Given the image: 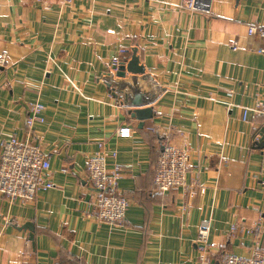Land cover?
<instances>
[{
  "label": "crops",
  "instance_id": "crops-1",
  "mask_svg": "<svg viewBox=\"0 0 264 264\" xmlns=\"http://www.w3.org/2000/svg\"><path fill=\"white\" fill-rule=\"evenodd\" d=\"M250 24L264 26V0H0V139H25L28 103H44L32 131L55 182L30 201L0 194V264H216L264 249V115L243 117L264 99V37ZM137 90L151 101L134 105ZM147 106L142 125L130 112ZM165 141L190 162L186 185L159 191ZM101 142L123 167L122 225L89 215Z\"/></svg>",
  "mask_w": 264,
  "mask_h": 264
},
{
  "label": "built area",
  "instance_id": "built-area-1",
  "mask_svg": "<svg viewBox=\"0 0 264 264\" xmlns=\"http://www.w3.org/2000/svg\"><path fill=\"white\" fill-rule=\"evenodd\" d=\"M71 1V0H66ZM183 5L192 8L195 0H182ZM248 34L264 37V26L250 24ZM234 48L237 47L235 43ZM264 52V47L258 49ZM125 52V49H121ZM1 63L5 56L0 58ZM115 65L120 64V59L113 60ZM46 106L41 101L28 103V116L26 125L28 135L25 139H19L11 135L0 139V194L11 201L18 199L30 201L35 199L38 191L55 185L50 176L51 161L43 151L40 142L33 136L32 128L36 122H44ZM250 111L264 115V99L257 100L253 106L243 107V117L246 118ZM131 127L123 126L118 129L120 136H128ZM99 149L88 157L86 170L89 181L95 189V199L89 215L100 222L112 225H122L126 220V212L130 205V199L119 192V179L123 167L120 163H114L112 168L107 165V152L104 143L99 144ZM116 157V152H113ZM190 150L186 146H180L165 141L160 148L154 175V187L159 191H167L174 187L186 185V175L189 170ZM64 171L68 168L64 167ZM201 191H204L202 187ZM237 225L233 226V230ZM247 232L258 234L260 224L256 223L247 229ZM209 224L204 222L198 231V241L201 243V251H207L209 247ZM216 264H264V249L255 247L250 256L238 255L226 252Z\"/></svg>",
  "mask_w": 264,
  "mask_h": 264
},
{
  "label": "water",
  "instance_id": "water-1",
  "mask_svg": "<svg viewBox=\"0 0 264 264\" xmlns=\"http://www.w3.org/2000/svg\"><path fill=\"white\" fill-rule=\"evenodd\" d=\"M119 69H124V66L121 65L118 67ZM151 101V98L145 93L140 92L139 90L134 92L133 98H132V103L134 105H140V104H144V103H149ZM154 108L152 106H147V107H138V108H134L131 112L130 115L132 117H135L137 119H139L141 121L140 124L143 125V122L146 118H150L154 116ZM262 131H264V127L262 128ZM258 146L259 147H264V132H262V137L261 139L258 141ZM24 228H28L31 230L30 236L33 237V224L32 223H27L24 225Z\"/></svg>",
  "mask_w": 264,
  "mask_h": 264
}]
</instances>
